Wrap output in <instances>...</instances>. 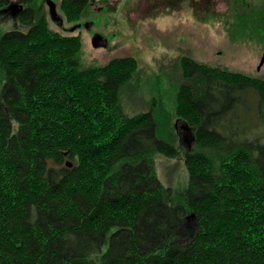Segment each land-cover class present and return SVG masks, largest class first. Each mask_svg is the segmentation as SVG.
I'll return each mask as SVG.
<instances>
[{
    "label": "trees",
    "instance_id": "trees-1",
    "mask_svg": "<svg viewBox=\"0 0 264 264\" xmlns=\"http://www.w3.org/2000/svg\"><path fill=\"white\" fill-rule=\"evenodd\" d=\"M54 1L71 22L87 0ZM45 8L0 0L17 22L0 31V264H264V81L180 65L174 114L196 148L176 198L151 157L174 147L121 99L134 59L83 69Z\"/></svg>",
    "mask_w": 264,
    "mask_h": 264
},
{
    "label": "rangeland",
    "instance_id": "rangeland-1",
    "mask_svg": "<svg viewBox=\"0 0 264 264\" xmlns=\"http://www.w3.org/2000/svg\"><path fill=\"white\" fill-rule=\"evenodd\" d=\"M50 1L55 3V12L62 24L60 27L49 18L45 5L47 29L77 36L78 58L83 69L103 67L114 59H134L135 74L122 84L121 99L131 115L152 112L155 134L174 147L173 157L160 153L151 154V157L156 177L164 187L171 189L176 198H180L188 179L184 158L195 150L196 143L194 129L174 114L176 93L186 83L179 59L189 58L197 64L263 81L264 71L172 37L143 14L134 12L124 0H87L78 18L71 22L63 17L58 1ZM16 27L13 17L0 19V31ZM70 29L74 30L69 32ZM95 38H99L97 46L94 45ZM196 231V221L189 219V223L179 230L178 237L186 240Z\"/></svg>",
    "mask_w": 264,
    "mask_h": 264
},
{
    "label": "water",
    "instance_id": "water-1",
    "mask_svg": "<svg viewBox=\"0 0 264 264\" xmlns=\"http://www.w3.org/2000/svg\"><path fill=\"white\" fill-rule=\"evenodd\" d=\"M124 1L172 37L264 71V0ZM45 5L60 26L54 4Z\"/></svg>",
    "mask_w": 264,
    "mask_h": 264
},
{
    "label": "flooded vegetation",
    "instance_id": "flooded-vegetation-1",
    "mask_svg": "<svg viewBox=\"0 0 264 264\" xmlns=\"http://www.w3.org/2000/svg\"><path fill=\"white\" fill-rule=\"evenodd\" d=\"M131 8H132V10L134 11V12H137V10L136 9H134L132 6H131ZM183 60V61H182ZM181 62V64H185V65H187V64H190V62H194V61H192L191 59H189V58H181V59H179V63Z\"/></svg>",
    "mask_w": 264,
    "mask_h": 264
},
{
    "label": "bare ground",
    "instance_id": "bare-ground-1",
    "mask_svg": "<svg viewBox=\"0 0 264 264\" xmlns=\"http://www.w3.org/2000/svg\"><path fill=\"white\" fill-rule=\"evenodd\" d=\"M62 24V23H61Z\"/></svg>",
    "mask_w": 264,
    "mask_h": 264
}]
</instances>
